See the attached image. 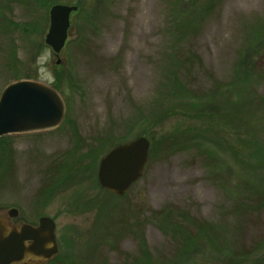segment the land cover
<instances>
[{
  "label": "rangeland",
  "instance_id": "374dc122",
  "mask_svg": "<svg viewBox=\"0 0 264 264\" xmlns=\"http://www.w3.org/2000/svg\"><path fill=\"white\" fill-rule=\"evenodd\" d=\"M57 4L79 8L58 58L42 47ZM176 54L199 59L185 81L201 102L153 125L174 106L167 74ZM58 73L66 104L61 126L4 136L0 152V215L11 226L37 225L44 216L56 224L59 253L43 264H137L144 247L157 264L171 259L178 236L162 231L154 215L167 207L218 225L240 261L264 264V207L236 215L239 196L232 194L237 181L264 188V169L243 170L234 157L244 150L253 165L264 162V0H0V96L18 80L54 86ZM242 101L249 102L243 112L260 106L256 132L221 117L240 111ZM211 104L218 110L209 112ZM200 110L208 114L193 117ZM185 130L207 140L180 150L163 140ZM140 137L150 142L141 179L122 197L103 189V157ZM247 141L248 149L241 146ZM88 151L92 158L75 164ZM13 208L18 215L10 218ZM223 258L202 252L187 264Z\"/></svg>",
  "mask_w": 264,
  "mask_h": 264
},
{
  "label": "water",
  "instance_id": "95a60500",
  "mask_svg": "<svg viewBox=\"0 0 264 264\" xmlns=\"http://www.w3.org/2000/svg\"><path fill=\"white\" fill-rule=\"evenodd\" d=\"M77 6L57 4L49 11L50 25L45 44L58 58L63 52L71 29V16ZM60 60L57 64H60ZM66 104L53 86L38 80L24 79L10 83L0 96V138L53 131L65 118ZM150 142L140 137L113 148L100 162V186L117 196H124L143 176ZM18 215L16 209L8 212ZM51 243V247H47ZM59 253L56 224L50 217H41L37 225L11 226L0 215V264H43Z\"/></svg>",
  "mask_w": 264,
  "mask_h": 264
},
{
  "label": "trees",
  "instance_id": "16d2710c",
  "mask_svg": "<svg viewBox=\"0 0 264 264\" xmlns=\"http://www.w3.org/2000/svg\"><path fill=\"white\" fill-rule=\"evenodd\" d=\"M210 3L212 4L211 1ZM81 4L82 2H79L78 7L79 8L81 7L83 10L84 6H82ZM188 5L192 7L193 2L190 1ZM79 8L77 11H79ZM208 11H209V7L207 8L206 12ZM5 20L10 21L8 18H5ZM10 24L14 25V23H10ZM192 24L193 23H190L188 27L191 26ZM176 26L178 28V25ZM183 29H184V25H181V27L178 28V31L176 30V33L183 31ZM42 47L43 49L47 48L45 44ZM168 58H169L168 68H170V71L168 72L167 77H168V82L170 84L169 88L174 106L172 108L162 110L161 113L154 118V121L152 123L153 125H157V121L159 122V124H162L168 118V116L175 114L178 109L179 111L182 110V112L184 111L187 112L189 106H192L191 103L196 102L195 104H193V106L194 108L197 109L198 103L201 102L200 96L192 92L185 81L186 77L189 76V74H187L188 73L187 69L189 67H192V64L198 62L199 59L196 57H195L196 59H192L193 58L192 56L189 58L179 57L177 54L171 55ZM183 71H185V75H183L184 74ZM58 74L55 75L54 87H56V89L60 91L61 89L58 86L61 81L60 79L61 75ZM249 74L245 78L246 80L250 79ZM260 100L264 102V98H261ZM262 104L264 105V103ZM248 105L249 102L247 103H243V101L239 102L237 106L240 111L233 112V115L232 114L228 115L229 113H225L221 117L224 120H231L233 118V120L240 122V124L248 128H251L256 132L258 129L253 128V126H256L255 125L257 120L256 113L260 112V108H259L260 106L258 105V102H256V105L253 106V108H255V111L253 113H249L245 111L243 112L242 109L247 107ZM208 110L209 112L213 113L218 109L216 106L211 104ZM246 110H248V108ZM203 114H208V111L200 110L198 114L194 113L193 117L201 116ZM184 115H188V113ZM202 138L207 140L202 133H195L194 131L191 130H185L184 132L181 133L180 136L168 135L164 137L163 140H165V143L168 144L170 148L174 147V149L177 148L176 150H180V149H190L195 144H199L198 141L201 140ZM152 142H154V144H152L151 150H155L158 141L152 140ZM250 143H251L250 141H247L245 143L241 142L242 144L241 146H243L244 148L246 147L248 149ZM6 145H7V138L6 137L0 138L1 154L5 152ZM92 153L93 151H88L87 153H85L84 157H82L83 159H80L75 164H79L80 162H82V160L85 159L90 160V157L92 158L93 156ZM234 157L244 162L243 170L246 168L247 171L249 170L251 171L250 169L251 167L257 168V170L259 171H261V169H264V162L259 163L260 164L259 166L250 163L247 153L246 155L244 154V150H236V152H234ZM221 161L223 162L222 159ZM67 164L64 165L65 168L70 166V162H67ZM262 166L263 168H261ZM86 168L90 169V164H88ZM70 175L71 174H69V177ZM262 176L264 179V173ZM61 182L62 180H59L57 184ZM53 187H56V185ZM233 193H236L239 196L238 200L235 201V205H234L235 208L233 209V212L236 213V215H244L249 211H260L264 207V188L259 186H254L252 183H250L247 180L245 182H241V181H237V183L233 182L232 194ZM154 215L156 219L161 222V224H159L158 227L167 234L172 233L173 235H177L178 236L177 239L180 242V249L173 256V258L165 260L163 262H159L158 264H187L188 261L192 260L196 255H200L202 252L204 254L211 253L213 255L223 256L224 258L221 261L222 264L245 263L242 260L240 261L238 259L239 256H238V252H236L237 249H234V246L231 247L232 241L227 237V234L219 232L220 230L218 225L210 224L209 222H202V221L200 222V220L191 217L187 212L184 211L182 212L178 209H173L169 207L163 208L161 211L154 213ZM145 251L146 249L144 247V249L141 250V252H143L141 253V259L140 261H138L137 264H157V261L154 260L152 261L149 254L146 253ZM242 258L247 260L250 258V254L249 253L245 254ZM136 262L134 264H136Z\"/></svg>",
  "mask_w": 264,
  "mask_h": 264
},
{
  "label": "clouds",
  "instance_id": "9594fccd",
  "mask_svg": "<svg viewBox=\"0 0 264 264\" xmlns=\"http://www.w3.org/2000/svg\"><path fill=\"white\" fill-rule=\"evenodd\" d=\"M51 246H52V245H51V243H48L47 247H49V248H50Z\"/></svg>",
  "mask_w": 264,
  "mask_h": 264
}]
</instances>
